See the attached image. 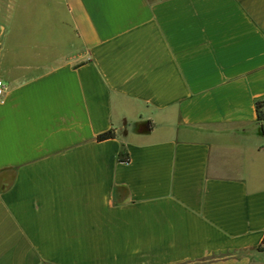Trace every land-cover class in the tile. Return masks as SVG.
I'll list each match as a JSON object with an SVG mask.
<instances>
[{
  "label": "crops",
  "instance_id": "obj_1",
  "mask_svg": "<svg viewBox=\"0 0 264 264\" xmlns=\"http://www.w3.org/2000/svg\"><path fill=\"white\" fill-rule=\"evenodd\" d=\"M24 8L0 12V264H264V0Z\"/></svg>",
  "mask_w": 264,
  "mask_h": 264
},
{
  "label": "rangeland",
  "instance_id": "obj_2",
  "mask_svg": "<svg viewBox=\"0 0 264 264\" xmlns=\"http://www.w3.org/2000/svg\"><path fill=\"white\" fill-rule=\"evenodd\" d=\"M26 7V8H24L26 11H28V0L27 1H25V0H0V12L2 11V9H8V10H10V9H12L13 11H14V9L15 10H17V9H19L18 10V14H20L19 12L21 11V9H20V7ZM1 14V13H0ZM24 18L21 16V14L19 15V17H18V19H17V25L19 26V27H21L22 26V30H27V28H25V26H27L28 24H27V22H24ZM11 25V24H10ZM9 25V26H10ZM16 24L14 23V26H15ZM18 26H16V28H19Z\"/></svg>",
  "mask_w": 264,
  "mask_h": 264
},
{
  "label": "trees",
  "instance_id": "obj_3",
  "mask_svg": "<svg viewBox=\"0 0 264 264\" xmlns=\"http://www.w3.org/2000/svg\"><path fill=\"white\" fill-rule=\"evenodd\" d=\"M263 103V101H258L256 103V108H257V115H258V120L261 121L264 119V116L261 114L259 111L260 105ZM114 137V133L112 131H107L105 133H102L97 136V140H106ZM119 160L122 162H127L128 161V154L126 153L125 149H122L120 154H119ZM259 251L264 252V239H263V244L258 247Z\"/></svg>",
  "mask_w": 264,
  "mask_h": 264
},
{
  "label": "built area",
  "instance_id": "obj_4",
  "mask_svg": "<svg viewBox=\"0 0 264 264\" xmlns=\"http://www.w3.org/2000/svg\"><path fill=\"white\" fill-rule=\"evenodd\" d=\"M6 90H7V86L5 85V83L2 80H0V98L3 96V94L6 92ZM262 101H263V103L260 105L259 111L264 116V99Z\"/></svg>",
  "mask_w": 264,
  "mask_h": 264
}]
</instances>
